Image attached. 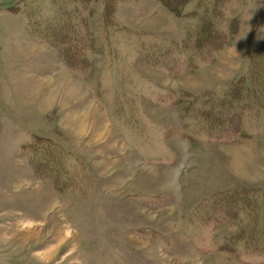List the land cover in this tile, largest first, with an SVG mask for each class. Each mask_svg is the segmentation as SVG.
I'll use <instances>...</instances> for the list:
<instances>
[{
    "label": "rangeland",
    "instance_id": "obj_1",
    "mask_svg": "<svg viewBox=\"0 0 264 264\" xmlns=\"http://www.w3.org/2000/svg\"><path fill=\"white\" fill-rule=\"evenodd\" d=\"M209 1L0 0V264H264L260 207L228 209L264 199V104L236 131L198 113L246 76L264 0L219 2L226 44L196 50Z\"/></svg>",
    "mask_w": 264,
    "mask_h": 264
},
{
    "label": "trees",
    "instance_id": "obj_2",
    "mask_svg": "<svg viewBox=\"0 0 264 264\" xmlns=\"http://www.w3.org/2000/svg\"><path fill=\"white\" fill-rule=\"evenodd\" d=\"M190 1L191 0H159V2L161 3L160 5L164 6L175 15H181L183 8ZM221 1L222 0H210L209 7L207 8L208 10L206 9L204 11V14L199 15L198 25L193 31L194 39L191 42L192 45H188L189 47L196 50L208 51L210 49H219L226 44L227 34L225 35V33L227 32L226 29H228L231 24L226 27L225 32L220 29L221 24H223V16H221L219 3ZM259 27L260 26H258V28ZM258 28L253 31L257 34L252 40L254 42V47L251 53H249V63L247 66L248 70L246 76L239 78L232 89H229L228 92L225 93V98L220 102L215 100V103H209V100H206L204 104L208 105L209 103L208 109L204 108L198 110V113L202 116L201 118H207L208 121H211L212 126H225L227 130L235 129L236 131L237 129H240L239 119H242L245 111L253 109L254 106L263 108V106L261 105L264 104L262 103V98L264 97V30L262 28ZM66 29L68 31L70 30L69 35ZM54 30H52L51 36L60 38H62V36L63 38L66 37L67 41L64 43L68 45L74 42L75 40L73 39H75L77 36L75 35L77 31L73 29L70 23L65 25V22H63L62 26L60 24L57 29ZM188 105H191V102H189ZM186 108H184V110ZM214 108L216 109L215 113L212 110ZM186 110H188V108ZM253 193V190H247L248 196H246L245 194H243L242 196L240 195L238 201L235 203L238 205L237 209L229 207L230 205L228 206V209H232L231 216L237 217L240 214V211H238L239 207H260V212L259 214H257V216L264 221V199L259 202L257 196H252ZM250 202H252L253 204H250ZM229 203H232L233 206L232 201H230ZM263 221L258 223L260 226V231L264 230ZM249 225L250 224H247V226ZM260 231L258 232L260 233ZM258 232H256L257 234L254 236H249V238L252 240L258 237ZM229 248L231 249V247Z\"/></svg>",
    "mask_w": 264,
    "mask_h": 264
}]
</instances>
